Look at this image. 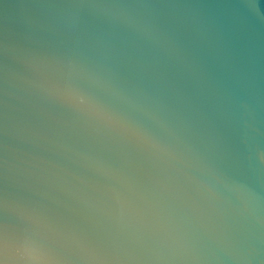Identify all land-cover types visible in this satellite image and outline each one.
Wrapping results in <instances>:
<instances>
[{"label": "water", "instance_id": "water-1", "mask_svg": "<svg viewBox=\"0 0 264 264\" xmlns=\"http://www.w3.org/2000/svg\"><path fill=\"white\" fill-rule=\"evenodd\" d=\"M0 264H264V0H0Z\"/></svg>", "mask_w": 264, "mask_h": 264}]
</instances>
